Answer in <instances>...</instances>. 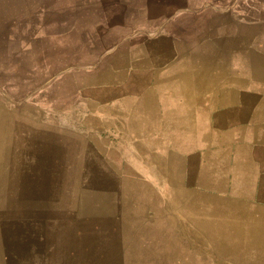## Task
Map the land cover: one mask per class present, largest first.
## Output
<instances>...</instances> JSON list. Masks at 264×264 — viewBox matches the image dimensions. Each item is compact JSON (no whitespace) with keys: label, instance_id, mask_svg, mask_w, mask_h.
<instances>
[{"label":"rangeland","instance_id":"1","mask_svg":"<svg viewBox=\"0 0 264 264\" xmlns=\"http://www.w3.org/2000/svg\"><path fill=\"white\" fill-rule=\"evenodd\" d=\"M118 1L0 0V238L11 264H264L260 209L190 189L217 178L185 174L186 158L165 150L170 129L137 119L160 97L106 79L116 63L130 70L136 50L133 21L122 33L107 25ZM176 132L172 147H195Z\"/></svg>","mask_w":264,"mask_h":264},{"label":"crops","instance_id":"2","mask_svg":"<svg viewBox=\"0 0 264 264\" xmlns=\"http://www.w3.org/2000/svg\"><path fill=\"white\" fill-rule=\"evenodd\" d=\"M125 5L122 0L115 5L119 20L108 17L114 12L109 9L103 14L107 25L121 33L126 21H133V67L128 70L124 62L116 63L106 79L130 81L133 88L160 97L137 119L170 129L164 132L165 150L186 158L185 174L217 178L212 187L195 184L190 189L227 197L245 209L259 208L263 218L264 0H131ZM206 11L212 17L207 30L213 35L208 39L203 35ZM90 24L100 32L107 30ZM189 27L194 38L188 37ZM114 48L116 53L118 46L110 49ZM109 52L105 48L99 61L106 68L114 62ZM171 129L195 147H172ZM187 152L195 153V161ZM6 229L12 233L11 225ZM4 231L0 223V234ZM3 240L0 264H11V251Z\"/></svg>","mask_w":264,"mask_h":264},{"label":"bare ground","instance_id":"3","mask_svg":"<svg viewBox=\"0 0 264 264\" xmlns=\"http://www.w3.org/2000/svg\"><path fill=\"white\" fill-rule=\"evenodd\" d=\"M88 189V188H87ZM93 209V208H92ZM114 224V223H113ZM111 231V230H110ZM44 237V236H43ZM71 239V238H70ZM64 241V240H63ZM69 241V240H68ZM115 241V240H114ZM58 249V248H57ZM71 254V253H70Z\"/></svg>","mask_w":264,"mask_h":264}]
</instances>
